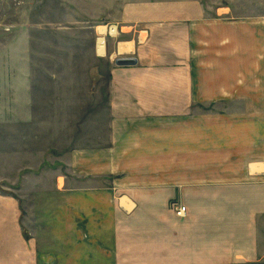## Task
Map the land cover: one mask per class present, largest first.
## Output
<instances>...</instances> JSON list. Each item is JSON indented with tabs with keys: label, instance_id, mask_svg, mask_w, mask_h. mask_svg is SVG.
<instances>
[{
	"label": "crops",
	"instance_id": "0c3cea01",
	"mask_svg": "<svg viewBox=\"0 0 264 264\" xmlns=\"http://www.w3.org/2000/svg\"><path fill=\"white\" fill-rule=\"evenodd\" d=\"M111 24L135 64L110 69L104 140L56 155L63 188L0 179V264H264V0Z\"/></svg>",
	"mask_w": 264,
	"mask_h": 264
},
{
	"label": "rangeland",
	"instance_id": "374dc122",
	"mask_svg": "<svg viewBox=\"0 0 264 264\" xmlns=\"http://www.w3.org/2000/svg\"><path fill=\"white\" fill-rule=\"evenodd\" d=\"M174 1L182 2L0 0V179L5 187L50 188L54 180L63 188L64 177L71 185L69 166L56 155L102 144L105 137L107 86L116 60L109 57L110 34L107 54L105 48L99 52L98 27ZM18 194L30 203L29 193ZM25 204L28 220L31 207ZM175 205L180 204L170 200L166 209L175 214Z\"/></svg>",
	"mask_w": 264,
	"mask_h": 264
},
{
	"label": "built area",
	"instance_id": "2783aa9c",
	"mask_svg": "<svg viewBox=\"0 0 264 264\" xmlns=\"http://www.w3.org/2000/svg\"><path fill=\"white\" fill-rule=\"evenodd\" d=\"M103 27H105V30H104V32H98L99 34H100V36L97 38V42H98V40L101 38L103 41H102V43H103V45L105 46V39H106V36L108 35V34H110L111 35V30H112V27H114V26H109V25H107V26H103ZM101 28V27H100ZM116 29V28H115ZM108 30V31H107ZM98 31V30H97ZM96 42V43H97ZM174 212H175V214L177 215V216H184L185 215V213H186V207L185 206H182V205H179V206H176L175 205V207H174Z\"/></svg>",
	"mask_w": 264,
	"mask_h": 264
},
{
	"label": "water",
	"instance_id": "95a60500",
	"mask_svg": "<svg viewBox=\"0 0 264 264\" xmlns=\"http://www.w3.org/2000/svg\"><path fill=\"white\" fill-rule=\"evenodd\" d=\"M116 65H132L135 64V60L132 58H118L115 62Z\"/></svg>",
	"mask_w": 264,
	"mask_h": 264
},
{
	"label": "bare ground",
	"instance_id": "6f19581e",
	"mask_svg": "<svg viewBox=\"0 0 264 264\" xmlns=\"http://www.w3.org/2000/svg\"><path fill=\"white\" fill-rule=\"evenodd\" d=\"M100 32H104V30H105V27H102V28H100ZM116 34V29H115V27H112V30H111V35H115ZM102 39L100 38L99 40H98V42H97V46H98V49H99V52L101 53V49H104L105 48V46L103 45V43H102Z\"/></svg>",
	"mask_w": 264,
	"mask_h": 264
}]
</instances>
